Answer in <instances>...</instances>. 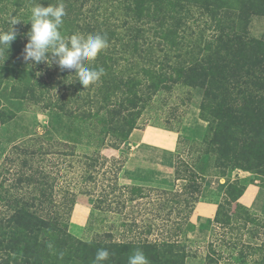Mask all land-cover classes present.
<instances>
[{
  "label": "trees",
  "instance_id": "16d2710c",
  "mask_svg": "<svg viewBox=\"0 0 264 264\" xmlns=\"http://www.w3.org/2000/svg\"><path fill=\"white\" fill-rule=\"evenodd\" d=\"M57 2L0 0V30H9L13 17L21 20L14 26L17 38L10 48L0 49V125L34 105L41 111L90 121L97 131L100 124L102 133L129 137L134 129L147 125L149 119L144 116L159 93L182 85L202 93L199 118L208 123L204 143L217 162L260 175L264 187V31L260 37L251 35L253 17H264V0H63L67 13L63 35L102 33L109 40V48L91 65L102 67L105 75L87 88L74 71H60L54 62L50 66L22 59L32 7ZM191 20L198 25L192 26ZM63 147L72 151L63 152ZM19 148L29 156L17 172L18 181L11 187L6 185L7 178L0 181V204L5 205L0 209V264H93L101 248L110 253L104 264H128L137 249L150 264H187L189 250L182 239L196 228L190 217L201 199L202 186L200 174L189 164L177 161L175 165V182H182L181 188L178 183L172 189L120 185L116 177L113 190L131 193L120 201L123 208L126 201L138 204L155 191L167 196L164 208L179 209V219L166 233L116 240L108 230L83 240L70 231L77 192L56 200L43 166L51 151L69 155L76 146L45 132ZM93 160L90 167L96 165ZM0 173L4 176V171ZM87 177L93 179L92 174ZM246 186L227 185L213 219L215 227L248 226L231 215L233 202ZM112 208L108 204L101 211L109 214ZM136 222L121 221V225L132 231ZM237 245L229 248L233 262L228 264H264V243L252 250L248 246L236 256ZM208 246L205 264H227L220 261L223 251L214 241Z\"/></svg>",
  "mask_w": 264,
  "mask_h": 264
},
{
  "label": "rangeland",
  "instance_id": "374dc122",
  "mask_svg": "<svg viewBox=\"0 0 264 264\" xmlns=\"http://www.w3.org/2000/svg\"><path fill=\"white\" fill-rule=\"evenodd\" d=\"M198 22L200 24L202 20ZM190 23L194 27L198 25L193 20ZM263 31L264 17H253L251 35L260 37ZM201 99L200 90L182 85L175 86L171 91L159 93L144 116V119H149L146 127L137 130L139 131L138 134L148 131L151 133L154 130L179 132L180 138L174 155V167L177 161H184L200 174L202 185L200 195L203 198L211 199L220 196L222 192L225 194L227 186L223 191L220 188L216 190L218 181L210 179L215 181L213 184L207 181V177H204V175L211 176L216 171H219L218 175L225 176L228 184L233 182L238 186H246L254 177L257 178L256 181L259 184H262L260 175L235 168L225 161L217 162L216 155L204 143L208 123L203 125L204 129L201 134L197 132ZM195 109L198 112H195ZM98 129L99 131L96 127L92 128L90 121L70 118L54 110L41 111L34 105L26 106L25 110L19 112L14 120L8 124L0 125V163H2L0 172L4 171V176L0 173V181L7 178V187L16 183L18 181L16 180L17 172L22 166L24 158L29 156L25 155L24 148V151H21L19 147L24 146L28 140L33 141L37 134L51 132L61 141L76 146L72 154L69 155L63 154L64 151H72L69 147L61 148L63 152L60 151L57 154L51 151L46 156L47 161L43 162V166L46 164L47 167V183L53 185L56 200H62L64 194L69 196L77 192V202L70 219L72 222L70 231L74 236L83 240H91L100 235L103 236L109 230L115 235L116 240H122L124 236L128 238L130 235L154 237L166 233L174 225L173 222L179 219L177 216L179 209L176 208L171 211V205L166 208L163 207L167 197L165 194L151 191L138 204L126 201V206L123 208L120 201L127 199L131 193L126 189L125 192L122 189L113 190L116 177L118 183L122 185L119 181L120 168H122L126 156L136 147V141L130 140V136L125 137L112 132L102 133L103 128L100 124ZM154 142L150 135V141L146 143L153 145ZM16 145L17 147H15ZM32 148L34 149L33 142ZM145 149L146 147L142 148V150ZM32 157L34 159V154ZM93 159H96V165L90 167L89 163L94 161ZM198 164H201L200 170H198ZM88 169L92 172L90 173ZM88 174H92L93 179L87 177ZM177 183V187L181 188L182 182L163 186L165 188L150 185L136 186L172 189ZM12 190L14 191L15 188ZM119 191H123L124 194L121 193L123 196L119 197L121 195ZM101 200L106 201L101 203ZM108 204L112 205V211L109 214H104L101 210L106 208ZM4 206L1 203L0 209ZM119 208L120 210H118ZM234 213L241 217H247L249 219L247 221L248 226L238 229L237 227L242 226V224L235 223L227 229H220L209 222H202L203 230L197 236L192 233L193 236L183 237L182 241L186 242L189 250L187 264H205V255L209 251V241H214L215 246L222 249L223 259L220 261L227 264L233 262L231 254H229L231 250L229 248L232 245L238 244L237 248L233 250L237 256L242 249H248V246L252 247V250L264 243V218L257 212L250 210L247 212L241 208H235ZM262 215L264 217V213ZM134 219L137 224L131 227L132 231L129 230L128 226L121 225V221L128 220L130 224ZM150 226L153 229L148 232ZM244 241L249 245L245 244Z\"/></svg>",
  "mask_w": 264,
  "mask_h": 264
},
{
  "label": "clouds",
  "instance_id": "9594fccd",
  "mask_svg": "<svg viewBox=\"0 0 264 264\" xmlns=\"http://www.w3.org/2000/svg\"><path fill=\"white\" fill-rule=\"evenodd\" d=\"M66 15L63 0H58L56 4L44 6L40 3L32 7L29 20L31 28L27 33L28 40L21 54L22 59L35 64L45 62L50 66L54 62L60 71H74L79 83L87 88L98 83L105 75L102 67L96 68L91 65L109 48V40L102 33L76 32L70 36L63 35L61 28ZM20 21L13 17L10 19L9 30H0V49L5 46L7 49L10 48L11 43L17 38L14 26ZM60 257L63 258V253ZM109 258L110 253L107 249H98L93 264H104ZM128 264H150V261L142 250L137 249L128 257Z\"/></svg>",
  "mask_w": 264,
  "mask_h": 264
},
{
  "label": "crops",
  "instance_id": "0c3cea01",
  "mask_svg": "<svg viewBox=\"0 0 264 264\" xmlns=\"http://www.w3.org/2000/svg\"><path fill=\"white\" fill-rule=\"evenodd\" d=\"M195 112H198L195 109ZM194 112V114H195ZM197 132L201 134L205 121L199 118ZM185 126V125H184ZM146 127V126H145ZM185 128V127H184ZM138 128L130 134V140L136 141L134 150L126 156L125 162L119 173V181L122 185H150V186H169L175 182L174 155L179 145L180 133L175 130H154L151 133H140ZM136 131V132H135ZM204 133V132H203ZM150 135L155 141L153 145L147 144L150 141ZM141 139V141H139ZM146 147L145 150L142 148ZM203 162V161H201ZM199 165V164H198ZM197 166V165H196ZM201 164L199 165L200 170ZM195 168V167H194ZM216 171L213 175L207 177V181L213 183L218 181L216 190L223 191L227 186L225 176L218 175ZM211 179V180H210ZM165 188V187H163ZM214 189V190H215ZM224 194L211 199L203 198L195 205L190 220L196 228L190 232L188 237L197 236L202 230V222H209L214 225L213 219L218 209V203L223 199ZM235 208H241L248 212H257L262 218L264 213V187L257 181L247 184L242 196L231 207V215L235 219L249 221L247 217H241L234 213Z\"/></svg>",
  "mask_w": 264,
  "mask_h": 264
}]
</instances>
